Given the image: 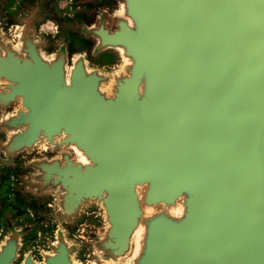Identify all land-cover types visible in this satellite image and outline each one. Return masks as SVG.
Returning a JSON list of instances; mask_svg holds the SVG:
<instances>
[{
    "label": "water",
    "instance_id": "obj_1",
    "mask_svg": "<svg viewBox=\"0 0 264 264\" xmlns=\"http://www.w3.org/2000/svg\"><path fill=\"white\" fill-rule=\"evenodd\" d=\"M52 1L0 0V264H264V0Z\"/></svg>",
    "mask_w": 264,
    "mask_h": 264
},
{
    "label": "rangeland",
    "instance_id": "obj_2",
    "mask_svg": "<svg viewBox=\"0 0 264 264\" xmlns=\"http://www.w3.org/2000/svg\"><path fill=\"white\" fill-rule=\"evenodd\" d=\"M19 2V0H14V4L12 6H15L17 3ZM70 0H53L52 1V6L55 8L56 12L60 15H71L74 12V9L71 8L70 5ZM42 29L46 32H53L54 31V24L52 21H46L45 23L42 24ZM1 191V190H0ZM1 194V193H0ZM2 197H5V195H0V199ZM6 201L8 203H10L12 201L11 198L6 199ZM17 206L15 204H8L7 208L8 210H10L11 212H13L15 214L16 217V213L14 211V208H16ZM30 212V211H29ZM31 213V212H30ZM27 217H32V213L31 215H28ZM17 219H20L18 217H16ZM94 223V219L92 216H88L87 221L85 222V224L83 226H81L79 229L81 231V229L85 228L86 225H92ZM0 230H1V226H0ZM76 232L75 235L76 236H80L82 235V233ZM1 232V231H0ZM39 241V235L38 233H36V235L32 238H30L27 242V247L33 245L34 243Z\"/></svg>",
    "mask_w": 264,
    "mask_h": 264
},
{
    "label": "flooded vegetation",
    "instance_id": "obj_3",
    "mask_svg": "<svg viewBox=\"0 0 264 264\" xmlns=\"http://www.w3.org/2000/svg\"><path fill=\"white\" fill-rule=\"evenodd\" d=\"M51 5H52V2H51ZM12 8H14V6H12ZM63 15H65V14H63ZM6 184H12V183L6 182L4 184V187L0 191V193H1L0 195H3L4 194V191H5L6 187H7ZM4 195H5L6 199L11 198L10 197V194H4ZM14 211L16 213V217H18L20 219L21 218H24V217H27L28 215H31V213L29 212V210L23 209L21 207L14 208ZM36 233H38V235L40 234L38 230L36 231Z\"/></svg>",
    "mask_w": 264,
    "mask_h": 264
},
{
    "label": "bare ground",
    "instance_id": "obj_4",
    "mask_svg": "<svg viewBox=\"0 0 264 264\" xmlns=\"http://www.w3.org/2000/svg\"><path fill=\"white\" fill-rule=\"evenodd\" d=\"M79 156V155H78ZM79 158L82 160L83 158L79 156Z\"/></svg>",
    "mask_w": 264,
    "mask_h": 264
}]
</instances>
